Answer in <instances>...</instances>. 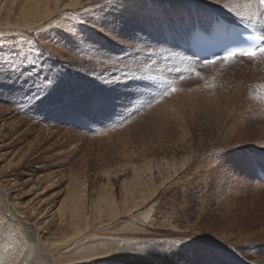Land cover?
Masks as SVG:
<instances>
[{"label":"rangeland","instance_id":"obj_1","mask_svg":"<svg viewBox=\"0 0 264 264\" xmlns=\"http://www.w3.org/2000/svg\"><path fill=\"white\" fill-rule=\"evenodd\" d=\"M36 1L0 0V186L26 223L21 264H264V54L181 48L214 15L258 24L257 0Z\"/></svg>","mask_w":264,"mask_h":264},{"label":"bare ground","instance_id":"obj_2","mask_svg":"<svg viewBox=\"0 0 264 264\" xmlns=\"http://www.w3.org/2000/svg\"><path fill=\"white\" fill-rule=\"evenodd\" d=\"M39 2H41L43 4V7H46L47 4L52 1V6L59 4V0H37ZM36 1V2H37ZM72 1H76V0H72ZM35 2V3H36ZM66 4V3H65ZM68 4H70V2H68ZM49 5V4H48ZM42 6V5H41ZM40 6V7H41ZM39 7V6H38ZM259 5L257 3V8L256 9H252V11L248 10L249 13L247 16H249L251 18V20L255 23V20L257 19V16L259 17ZM55 9V8H54ZM53 9V10H54ZM59 9V6H58ZM31 10H33L34 12H39L40 9L35 7L32 8ZM247 10V9H246ZM247 11V12H248ZM45 13L49 14L51 13V10L49 8H45ZM42 14H44L42 12ZM45 16V15H44ZM47 16V15H46ZM40 17V16H39ZM229 21V20H228ZM230 22V21H229ZM31 23V22H30ZM241 25V24H240ZM255 25V24H254ZM253 25V26H254ZM25 26V25H24ZM243 26V25H242ZM239 26H236L235 28H237ZM241 27V26H240ZM258 55L254 56V57H248V56H235L233 58L230 59H225L222 58L221 60H224L226 62L229 61H233L236 58H240L242 61L244 62H248L252 59H255ZM262 57V56H261ZM197 60V59H196ZM163 181V180H162ZM154 189V188H153ZM15 190L14 186H10V187H2V185L0 186V264H21L22 262H24L25 260L31 261L30 260V252L27 250H23L25 247V241H24V237L21 234V231H24V226H25V222H23L19 217L18 214H20V211H17L16 208L14 207V204H12V199L8 198V194L9 193H13V191ZM73 193V192H72ZM71 193V194H72ZM76 193V192H75ZM81 195V192L79 191ZM77 194V193H76ZM75 194V195H76ZM77 196V195H76ZM5 197V200L3 201V198ZM70 197H72L70 195ZM138 197V196H137ZM80 198V197H79ZM140 198V197H139ZM76 199V198H75ZM14 200V199H13ZM77 200V199H76ZM112 201V200H111ZM134 201V199H133ZM144 201V200H143ZM108 203V202H107ZM127 203V202H126ZM10 204L14 207V211H12ZM80 205V204H79ZM78 205V206H79ZM135 205V204H134ZM106 206H110V202L108 203V205ZM112 206V205H111ZM110 206V208H111ZM131 206V205H129ZM77 209V208H76ZM79 209V208H78ZM78 211V210H77ZM14 212V213H13ZM19 212V213H18ZM75 212V211H74ZM2 214V215H1ZM81 214V213H80ZM88 220V219H87ZM15 221V222H13ZM17 222V223H16ZM87 222V221H86ZM31 225L33 226V224L31 223ZM35 229L37 230V228L39 229L41 226L35 224L34 225ZM21 228V229H20ZM28 232V231H27ZM35 237L40 239V237L35 234ZM35 238V242L34 244L36 246H39V244H43V241H40L38 239ZM104 244V243H103ZM102 244V246H103ZM43 246H45L43 244ZM56 247V246H55ZM40 248V247H38ZM101 248V247H100ZM41 250V248H40ZM45 250V249H44ZM104 250V249H103ZM50 251V249H48V252ZM47 252V251H45ZM47 252V253H48ZM51 253V252H50ZM62 252H59L57 255V260L59 258L63 259L65 258V254H61ZM49 254L46 253H42V258L44 259V261L46 263L49 264L48 259L50 260L51 263H54V260H51L48 256ZM48 258V259H47ZM68 259V258H67ZM66 259V260H67ZM60 262V261H59Z\"/></svg>","mask_w":264,"mask_h":264},{"label":"snow or ice","instance_id":"obj_3","mask_svg":"<svg viewBox=\"0 0 264 264\" xmlns=\"http://www.w3.org/2000/svg\"><path fill=\"white\" fill-rule=\"evenodd\" d=\"M110 2H111V0H106V3H110ZM259 4L261 6V11H260V13L258 15H259L260 19H264V0H259ZM259 39L264 40V37H260ZM261 54H264V47L259 48V50L250 48V49H248L245 52H240L239 53V55H242V56L246 55V56H248L250 58L254 57L256 55H261ZM234 55H237V53L233 52V53H231V55L229 57H225V59H230L231 56H234ZM179 242H180L179 239H177L175 241V243H179Z\"/></svg>","mask_w":264,"mask_h":264}]
</instances>
